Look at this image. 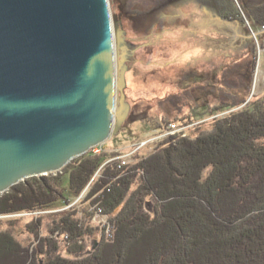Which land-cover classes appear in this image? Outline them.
<instances>
[{
  "label": "trees",
  "instance_id": "1",
  "mask_svg": "<svg viewBox=\"0 0 264 264\" xmlns=\"http://www.w3.org/2000/svg\"><path fill=\"white\" fill-rule=\"evenodd\" d=\"M177 1L169 0L160 13L162 21H142V34L131 39L137 46L170 34L185 39L187 30L201 25L207 14L213 28L216 22L223 24L217 17L226 25L237 22L246 28L242 35L247 38L235 48L243 53L235 61L234 86L211 84L222 90L212 104L210 97L203 105L190 106L175 95L161 97L178 108L187 104L190 114L165 116L155 127L161 134L169 124L187 126V135L168 133L149 155L138 150L123 163L125 159L115 158L121 154L90 149L54 176L28 178L0 195V214L71 205L47 217H31L25 225L32 236L28 241L14 236L16 228H0V264H264V93L251 94L256 44L245 24L247 20L255 32L264 26V0H199L194 6ZM127 4L124 11H130ZM181 18L190 19V25L175 24ZM258 37L264 42V31ZM224 45L226 51L234 50L230 42ZM208 51L213 57L211 46ZM246 56L254 58L244 68ZM231 65L217 67L224 73ZM206 125L210 127L203 131ZM99 210L108 216L103 228L90 223ZM53 235H67L70 244L61 246L65 238ZM88 238L97 240L91 251Z\"/></svg>",
  "mask_w": 264,
  "mask_h": 264
},
{
  "label": "water",
  "instance_id": "2",
  "mask_svg": "<svg viewBox=\"0 0 264 264\" xmlns=\"http://www.w3.org/2000/svg\"><path fill=\"white\" fill-rule=\"evenodd\" d=\"M123 34L109 0H0V194L120 131Z\"/></svg>",
  "mask_w": 264,
  "mask_h": 264
},
{
  "label": "rangeland",
  "instance_id": "3",
  "mask_svg": "<svg viewBox=\"0 0 264 264\" xmlns=\"http://www.w3.org/2000/svg\"><path fill=\"white\" fill-rule=\"evenodd\" d=\"M112 1L109 0L110 9L113 14L116 11L117 7L115 5L116 2L113 1L112 4ZM118 1H121L123 3L122 5H126L127 2L132 15H135V17L137 18L135 22L133 21L134 27L129 28L127 26L130 35L136 33L142 34V32H139V30H141L143 27L138 28L142 21H151L148 25L158 23V21H160L162 18L160 13L165 10L169 3V0ZM177 2L183 4H185L186 2H190L191 6H194L193 2H196L198 5L200 1L178 0ZM234 2L236 3V0H234ZM210 15L211 14L209 13V16ZM165 18L167 19L163 20L169 21L170 19V17ZM217 19H219V21L223 23L221 27L216 25V28H213L212 25L208 23V21L207 23H205L204 16L203 19L200 20L202 22L201 25L196 24L187 30V33H185V39H177L176 36L170 34L165 35L160 40L158 39V41L152 40L147 43V45H141L136 48L135 59H133L134 61L130 64L131 68L126 67L127 73L125 74V78L127 81V87L125 88L126 100L130 104L131 108L129 111V117H127L118 133L111 135L105 142L100 145L94 146L93 148H91V150H93L95 153L105 152L116 153L115 155L121 154L120 156H117L115 158L125 159L123 163H125L126 161H131V156L133 154L135 155L136 151L138 150H140L139 152H141L143 155H149L153 151L154 145H157V143L161 141V138L168 135L166 134V130L160 134L161 130L155 127L156 125L160 124V121L163 120V117L167 116L172 119L175 116H181L182 113H185L186 115L190 114L189 106L193 104L192 102H199L203 105L206 103L208 97H210V101H212V104L213 99L216 98L215 96L220 94L222 90H213L211 84L213 85L217 82L218 85L222 84L223 86H230V88L234 86L235 83L233 81V71L238 69V65L235 64V61L243 53L242 50H237L235 48L242 44V39L247 38V36L242 35V33H244V35H247L245 34L246 28L239 27L237 22H231L230 24H227V26L219 17H217ZM192 21L195 22V19L192 18ZM245 22L250 31L251 29L249 27L248 21L245 20ZM190 23V19L188 20L185 18H181L180 20L178 19L175 24L185 28L189 26ZM161 26H168V23L162 24ZM160 27L156 26L155 29L160 30ZM210 28L212 29V31H209ZM182 33H179L180 36H182ZM249 36L252 38V35L250 33ZM224 41L230 42L234 50L230 49L226 51L225 48L227 47V45H224ZM210 46L212 47L211 52L213 54V57L209 58L208 53L210 52L208 50ZM134 47H136V45ZM134 47H131L128 44H121L117 50L118 59H120L121 53H130V55H132L131 52L133 51L132 48ZM214 51H217L218 53L216 54V52ZM203 53H207L208 55L206 54L204 57H202ZM253 58L246 56V59H244V68L245 66H247V64L249 65V63H251L249 61ZM231 59L234 60L231 61ZM254 61L256 64L254 66L255 69L252 74L253 78L251 84V94H260L264 93V57L261 58L260 64H258V58L256 59L255 57ZM230 62L233 65L229 66L228 70H226V72L224 71V73H222L221 69L217 67L219 65L222 66ZM181 70L185 72L186 76H184V73ZM200 71L206 74H201L202 72ZM181 76H184L187 82L185 81L183 84H180L182 87H177L179 81L178 79ZM207 83L209 84V86ZM166 94L175 95L176 101H182L183 99L187 100V104L189 106L186 104V106H181L180 108H178L177 106L172 104L171 101L161 100L160 98ZM218 100L219 99H216V102H218ZM206 126H203V131L208 130V127H210ZM183 127L184 129L175 131V133L173 134H179L181 137L186 136L187 126ZM151 129L153 130L151 131ZM176 129L180 128L177 127ZM57 173L58 171L47 173V175L44 176H54ZM97 174L98 172L95 174V176ZM44 176L35 177L37 179H40ZM26 180L21 182H25ZM83 196L84 194L76 199L74 203ZM69 207H71V205L53 210H40L32 212L22 211L17 213L13 212L5 214L1 213L0 228L3 231L16 228V235L14 234V236L21 241H28V239L32 238V236L30 235V233L26 232L25 225L28 222L30 223L31 217H36L39 215H44V217H47L52 213L62 212ZM95 214H97V217L95 216ZM95 214H92L90 223H92L94 226L99 225L103 228V226L108 222V216L106 214H101L100 210L96 211ZM44 219L49 221V218ZM9 221H15V224H10ZM47 233L45 232L42 234L45 236ZM50 237H52V235H50ZM53 237L60 240L62 238H65L66 242H60L61 246H64L67 243L70 244V242H67L69 241V238L67 239V235L65 237H61V235H53ZM106 237H108V234H106ZM78 242L83 243V240H79ZM85 244L86 246H88L89 251H91L93 250L94 245L97 246V240L88 238ZM63 256L75 258L76 255H69L67 253H64Z\"/></svg>",
  "mask_w": 264,
  "mask_h": 264
},
{
  "label": "flooded vegetation",
  "instance_id": "4",
  "mask_svg": "<svg viewBox=\"0 0 264 264\" xmlns=\"http://www.w3.org/2000/svg\"><path fill=\"white\" fill-rule=\"evenodd\" d=\"M113 1L116 2L115 4H116V7H117L116 11L113 14L116 15L119 18L120 27L124 30V34L122 36L123 37V41H122L121 44H128L131 47L132 46L134 47L135 45L137 46V42L132 40L134 37L132 35H130L129 30L126 29L127 25L125 23V22L128 21L129 24H132V22L133 21L135 22L137 20V18L135 17V15H132L131 11H129V10L128 11L127 10L124 11L123 10V6H122L121 1H118V0H113ZM128 6L129 5H127V7ZM204 21H205V23H207L208 16L205 17ZM216 25L219 26L217 23H216ZM129 35L132 37V39H131V37ZM125 37H127V39L129 38L130 41L125 39ZM145 43H149V42H145ZM137 47H134V48H137ZM134 48H132L133 49V51L131 52L132 55H130V53H127V54L126 53H121L120 54V59L119 60L121 61V66H122V68H124L123 70L125 71V74L127 73V68L126 67H130V64L134 61L133 59H135V49ZM122 52H124V51H122ZM130 56H131V58H130ZM123 61H124L125 64L123 63ZM128 117H129V115H128Z\"/></svg>",
  "mask_w": 264,
  "mask_h": 264
},
{
  "label": "built area",
  "instance_id": "5",
  "mask_svg": "<svg viewBox=\"0 0 264 264\" xmlns=\"http://www.w3.org/2000/svg\"><path fill=\"white\" fill-rule=\"evenodd\" d=\"M263 31H264V26L261 27L259 32H263ZM259 32H255V31L250 30V34L252 35V38L254 39L255 44H256V59L258 58V61H259L258 64H260L261 58L264 57V42L260 41V39L258 37ZM176 128H177V126L175 124H169L168 130L166 131L167 132L166 134H168V133L173 134V133H175V131H180L181 129H184V127H178L180 129H176ZM95 216L97 217V214Z\"/></svg>",
  "mask_w": 264,
  "mask_h": 264
},
{
  "label": "bare ground",
  "instance_id": "6",
  "mask_svg": "<svg viewBox=\"0 0 264 264\" xmlns=\"http://www.w3.org/2000/svg\"><path fill=\"white\" fill-rule=\"evenodd\" d=\"M120 45H121V44H120ZM120 45H119V46H120Z\"/></svg>",
  "mask_w": 264,
  "mask_h": 264
}]
</instances>
